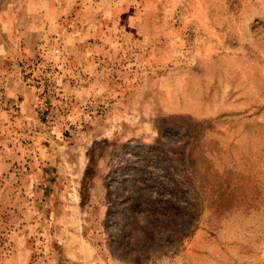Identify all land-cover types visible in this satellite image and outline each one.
<instances>
[{"label": "rangeland", "instance_id": "rangeland-1", "mask_svg": "<svg viewBox=\"0 0 264 264\" xmlns=\"http://www.w3.org/2000/svg\"><path fill=\"white\" fill-rule=\"evenodd\" d=\"M0 264H264V0H0Z\"/></svg>", "mask_w": 264, "mask_h": 264}]
</instances>
